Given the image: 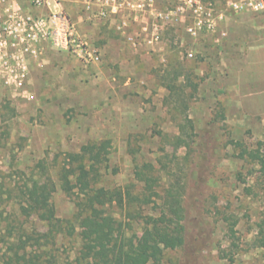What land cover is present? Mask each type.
<instances>
[{
	"label": "rangeland",
	"instance_id": "374dc122",
	"mask_svg": "<svg viewBox=\"0 0 264 264\" xmlns=\"http://www.w3.org/2000/svg\"><path fill=\"white\" fill-rule=\"evenodd\" d=\"M201 1L212 3L213 29L202 24L193 35L187 18L163 26L152 46L142 39L133 45L109 23L87 22L82 31L98 60L84 64L46 47L28 63L25 89L33 98L0 76V264L28 235L27 255L43 264L74 262L83 196L60 188L57 169L68 152L104 139L110 153L96 186L137 193L143 183L134 169L143 163L157 177L153 202L106 207L122 220L126 241L141 232L144 216L178 199L184 242L165 250L159 264H264L257 240L264 164L240 154L257 149L264 156V14ZM43 174L56 185L50 200L59 227L23 216L13 198L24 181Z\"/></svg>",
	"mask_w": 264,
	"mask_h": 264
},
{
	"label": "trees",
	"instance_id": "16d2710c",
	"mask_svg": "<svg viewBox=\"0 0 264 264\" xmlns=\"http://www.w3.org/2000/svg\"><path fill=\"white\" fill-rule=\"evenodd\" d=\"M109 153V139L88 142L82 144L79 151L68 152L64 163L57 169L60 188L65 192L77 190L83 196L75 214L80 245L71 264H159L165 250L178 248L184 242V226L181 222L183 215L179 200L166 202L158 216H144L141 232L126 241L122 220L107 212L106 207L115 204L120 208H136L153 202L150 193L154 191L157 177L152 174V164L143 163L136 165L134 169L135 179L143 183L137 193L128 188L98 187L95 184L101 169L107 165ZM240 154L264 164V156L257 149H243ZM36 166L44 168L42 161H38ZM55 188L51 176H32L18 187L13 198L23 216L36 215L59 227L60 219L55 217L50 200ZM2 201L0 197V206ZM2 214L0 209V218ZM75 224L67 228L70 234L75 231ZM262 226L257 240L259 245L264 246V225ZM30 239L29 235L24 239L19 237L15 247H11L13 253L2 264H43L38 255H27L26 244Z\"/></svg>",
	"mask_w": 264,
	"mask_h": 264
},
{
	"label": "built area",
	"instance_id": "2783aa9c",
	"mask_svg": "<svg viewBox=\"0 0 264 264\" xmlns=\"http://www.w3.org/2000/svg\"><path fill=\"white\" fill-rule=\"evenodd\" d=\"M69 3H74L83 20L109 23L133 45L142 39L152 46L163 26L184 25L187 18L186 30L193 35L202 24L208 29L217 25L212 3L201 0H176L171 6L165 0H0V76L26 98H33L25 89L29 60L38 58L46 47L71 54L84 64L99 58L72 18ZM226 4L235 12L264 14V0H226Z\"/></svg>",
	"mask_w": 264,
	"mask_h": 264
},
{
	"label": "crops",
	"instance_id": "0c3cea01",
	"mask_svg": "<svg viewBox=\"0 0 264 264\" xmlns=\"http://www.w3.org/2000/svg\"><path fill=\"white\" fill-rule=\"evenodd\" d=\"M31 7H26V9H30ZM68 8H69V12L72 16V18L77 22L79 28H86L87 27V21L83 20V18H81V13H79L77 11L76 6L74 5V3H69L68 4ZM262 50V52L264 53V46H262V48H260ZM260 51V50H259ZM264 61V60H263Z\"/></svg>",
	"mask_w": 264,
	"mask_h": 264
}]
</instances>
